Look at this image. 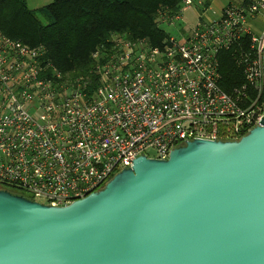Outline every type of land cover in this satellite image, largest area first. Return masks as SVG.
<instances>
[{
    "label": "built area",
    "instance_id": "2783aa9c",
    "mask_svg": "<svg viewBox=\"0 0 264 264\" xmlns=\"http://www.w3.org/2000/svg\"><path fill=\"white\" fill-rule=\"evenodd\" d=\"M180 1V13L163 22L175 26L192 10L191 30L161 46L115 37L112 53L94 54L95 81L65 78L45 47L0 32V189L68 206L138 157L167 159L195 139L239 140L259 124L264 30L255 32L249 21L264 0L219 12ZM224 52L245 78L231 91L221 86Z\"/></svg>",
    "mask_w": 264,
    "mask_h": 264
},
{
    "label": "water",
    "instance_id": "95a60500",
    "mask_svg": "<svg viewBox=\"0 0 264 264\" xmlns=\"http://www.w3.org/2000/svg\"><path fill=\"white\" fill-rule=\"evenodd\" d=\"M0 264H264V106L239 140L138 157L68 206L0 189Z\"/></svg>",
    "mask_w": 264,
    "mask_h": 264
},
{
    "label": "trees",
    "instance_id": "16d2710c",
    "mask_svg": "<svg viewBox=\"0 0 264 264\" xmlns=\"http://www.w3.org/2000/svg\"><path fill=\"white\" fill-rule=\"evenodd\" d=\"M182 8L180 0H52L32 10L27 0H0V32L13 40L47 50L65 78H97L94 54L113 52L115 37L147 40L161 46L169 37L160 25ZM221 86L226 91L245 78L229 53L221 54Z\"/></svg>",
    "mask_w": 264,
    "mask_h": 264
},
{
    "label": "rangeland",
    "instance_id": "374dc122",
    "mask_svg": "<svg viewBox=\"0 0 264 264\" xmlns=\"http://www.w3.org/2000/svg\"><path fill=\"white\" fill-rule=\"evenodd\" d=\"M45 1L46 0H28V5L30 6V8H35L37 6H42ZM50 1L52 0H49V2ZM199 1H203V0H196V2ZM220 1L223 4L227 3V0H220ZM182 17H183L182 21L177 22L175 26L173 25L171 26L168 23H162L160 27L170 36L179 38V35L183 28H188L189 30H191L196 24L194 12H192L191 10L187 12H183ZM147 154L153 156L154 152L150 151Z\"/></svg>",
    "mask_w": 264,
    "mask_h": 264
},
{
    "label": "crops",
    "instance_id": "0c3cea01",
    "mask_svg": "<svg viewBox=\"0 0 264 264\" xmlns=\"http://www.w3.org/2000/svg\"><path fill=\"white\" fill-rule=\"evenodd\" d=\"M194 1L196 2V0H194ZM247 1L248 0H227V3H225V4L221 3L220 0H203V1H199V2L206 3L205 4L206 6H210L211 9H213L216 12H219V11H221L223 8H225L229 4H240L242 2H247ZM50 3H51V1L49 2V0L48 1L46 0L42 6H37L35 8H30V6L28 5V7L30 9H32V10H36L37 11V10L47 6ZM27 4H28V0H27ZM185 12H187V11H185ZM249 24L251 25V28L255 32L263 31L264 30V10L259 15H257L253 19H251L249 21Z\"/></svg>",
    "mask_w": 264,
    "mask_h": 264
},
{
    "label": "bare ground",
    "instance_id": "6f19581e",
    "mask_svg": "<svg viewBox=\"0 0 264 264\" xmlns=\"http://www.w3.org/2000/svg\"><path fill=\"white\" fill-rule=\"evenodd\" d=\"M204 4H206V3H204Z\"/></svg>",
    "mask_w": 264,
    "mask_h": 264
}]
</instances>
